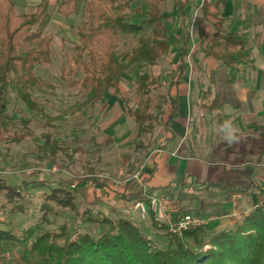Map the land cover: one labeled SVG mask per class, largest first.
<instances>
[{
  "label": "trees",
  "instance_id": "1",
  "mask_svg": "<svg viewBox=\"0 0 264 264\" xmlns=\"http://www.w3.org/2000/svg\"><path fill=\"white\" fill-rule=\"evenodd\" d=\"M138 1L147 10L141 13L140 8H136V21L129 19L130 0H55V6L65 18L75 15L79 6H83V20L77 29L78 44L75 54L67 59L70 66L63 80L85 93L88 109L94 111L103 103L131 70L137 72L139 105L133 106L132 101L123 96L120 99L129 118L139 128L133 140V154L137 163H142L150 149L149 140L162 125L166 110L171 111L167 127L178 118L179 112L169 88L184 75L186 53L166 83L153 75L151 69L169 51L170 33L164 16V6L169 0ZM224 4L225 0L204 3L201 10L203 20L214 28L205 55L227 68L228 82L233 83L241 69L251 66L253 61L248 37L228 30L227 21L221 15ZM50 5L51 0H41L33 13L18 14L15 0H0L2 145L19 144L34 136L27 120L16 128L9 112L12 92L29 112L49 121L59 119L50 117L35 95L53 88L36 72L39 66L52 65L55 59L54 39L45 32L51 21ZM123 40H129L131 46L121 51ZM166 85L168 90L159 96L155 105L156 92ZM207 94L202 91L200 98ZM202 102L208 112L222 108L214 98ZM43 140L44 151L53 159L64 148L51 134L44 135ZM88 180L79 184L84 185ZM211 185L227 193H247L254 188L253 184L225 181ZM2 187L9 202L24 199L27 190L26 183L22 186L3 184ZM76 189L74 180L57 182L50 193L43 195L39 222L19 234L0 228V254L9 247L22 248L24 264H264V207L249 212L234 229L211 235L201 227L178 236L171 234L164 225L163 246H159L133 221L95 216L89 210L80 212ZM133 197L148 202L142 192ZM51 203L71 211L70 221L58 226ZM16 212L25 213V208L21 206L12 211ZM82 225L91 226L94 232L82 231ZM189 241L194 242V248ZM206 246L211 249H205Z\"/></svg>",
  "mask_w": 264,
  "mask_h": 264
},
{
  "label": "rangeland",
  "instance_id": "2",
  "mask_svg": "<svg viewBox=\"0 0 264 264\" xmlns=\"http://www.w3.org/2000/svg\"><path fill=\"white\" fill-rule=\"evenodd\" d=\"M130 1L132 10L129 12V19L136 21L135 9L139 7L141 13H145L147 7H141L138 0ZM40 2L41 0H15L16 12L18 14L33 13ZM170 5L171 0L165 5L167 12L168 8H171ZM49 13L51 21L45 32L46 35H51L54 39L55 59L52 65L39 66L36 72L44 82L49 83L53 88L38 91L35 95L50 117H59V119L49 121L38 117L19 102L14 92L10 94L9 112L15 120L16 128L21 127L23 120H27L34 136L26 138L19 144H0V186L3 184L22 186L26 183L27 187L24 199L13 202H9L3 187L0 188V228L11 229L19 234L34 226L41 217L40 208L44 193H50L59 181L74 180V184L77 186L76 196L80 212L89 210L95 216L100 214L112 220L128 219L133 221L145 235L154 239L159 246H163L165 232L162 227L167 226V223L155 202L153 203L151 199L153 197L142 192L148 202L138 201L132 196L133 202H127L126 199L130 198V195H125L128 191L135 193L142 188L141 163H137L132 152L134 149L132 138L139 128L128 119L120 99L123 96L130 99L133 106L139 105L141 98L137 92V72L131 70L94 111L88 109L85 93L63 80L70 66L67 59L75 54V46L78 44L77 29L83 20V6H79L75 15L65 18L57 12L55 0H51ZM248 32V46L253 60L257 55L259 43L264 44V24L250 28ZM205 43H203L204 47L207 44ZM130 46L129 40H123L120 50H125ZM201 51L199 53L202 54L204 48ZM203 55L205 54L203 53ZM201 59L198 54L196 63L199 69L196 83H199L200 86L196 88L197 94L207 90L209 84L204 80L206 75L203 70L209 66L207 61L213 65H220L209 57L205 58L207 64ZM172 65L174 66L172 63L170 65L168 54H166L151 71L164 84L168 79L167 72ZM165 89L162 87L156 92L155 105L159 102V96L166 91ZM196 102L197 112L206 113V108L202 107L203 102L199 99ZM203 108L204 110H202ZM158 127L157 129H159ZM46 134L58 138L64 147L54 159L50 153L44 151L43 136ZM83 180L88 181L84 185L79 184ZM197 187L201 186H195L192 183L188 186V190L194 196L197 195L200 199L199 203H201L207 198L204 197L205 195L197 194ZM262 196L263 200L253 210L264 207V192ZM167 197L176 206L179 205L177 200L170 196ZM124 201H126L125 204H123ZM228 205H230L229 202ZM21 206L25 208V213H12ZM50 207L53 208L54 220L58 226L70 221L71 211H65L53 203L50 204ZM182 211L189 212L180 207V212L182 213ZM176 215L178 214H172L174 220L177 218ZM220 216L213 213L209 215L203 211L196 214V217L205 222L201 227L210 235L234 229L235 225L244 219V216L239 220L236 219L232 227L220 230V228L214 227ZM80 228L90 234L94 232L93 228L88 225H82ZM189 242L191 248H194V242ZM205 249L210 250L211 247L206 246ZM21 253L22 248H6L0 254V264H24Z\"/></svg>",
  "mask_w": 264,
  "mask_h": 264
},
{
  "label": "crops",
  "instance_id": "3",
  "mask_svg": "<svg viewBox=\"0 0 264 264\" xmlns=\"http://www.w3.org/2000/svg\"><path fill=\"white\" fill-rule=\"evenodd\" d=\"M216 1L171 0L168 12L164 6L170 33L168 60L170 65L174 64L167 72L168 79L185 53L186 64L182 78L169 88L178 118L167 127L171 111L166 110L163 125L156 129L150 149L140 164L142 188L138 192H146L145 195L153 198L170 196L177 200L176 219L187 214L196 216L200 211L221 215L214 227L222 230L232 227L236 219L247 215L263 200L264 44L259 43L253 65L242 68L233 83L228 82L227 68L207 61L209 66L203 70L204 80L209 82L205 90L208 94L201 99V92L196 93L200 86L196 83L199 69L196 62L199 54L206 63L203 43H208L214 33L212 25L203 20L201 10L204 3ZM221 15L231 33L248 37L250 28L264 24V0H225ZM203 48V53H199ZM213 98L220 102L221 110L197 112L198 99L207 102ZM127 117L133 121L128 114ZM136 131L132 141L138 134ZM230 135L235 139L230 140ZM220 181L253 184L254 188L247 193H227L211 185ZM192 183L201 186L197 187V194L205 195L207 199L203 202L199 203V197L188 190ZM138 192H126L125 195H130L126 201L133 202L131 196ZM236 194L239 198L234 197ZM180 207L189 212L181 213Z\"/></svg>",
  "mask_w": 264,
  "mask_h": 264
},
{
  "label": "built area",
  "instance_id": "4",
  "mask_svg": "<svg viewBox=\"0 0 264 264\" xmlns=\"http://www.w3.org/2000/svg\"><path fill=\"white\" fill-rule=\"evenodd\" d=\"M235 198H239V194L234 195ZM153 203L158 207L160 214L167 223L169 232L174 235L182 236L184 232L195 230L205 224L200 218L187 214L176 220L172 218V214L177 213V206L167 196L159 198H151Z\"/></svg>",
  "mask_w": 264,
  "mask_h": 264
},
{
  "label": "clouds",
  "instance_id": "5",
  "mask_svg": "<svg viewBox=\"0 0 264 264\" xmlns=\"http://www.w3.org/2000/svg\"><path fill=\"white\" fill-rule=\"evenodd\" d=\"M229 139H230V140H231V139H235V137L232 136V135H230V136H229Z\"/></svg>",
  "mask_w": 264,
  "mask_h": 264
}]
</instances>
